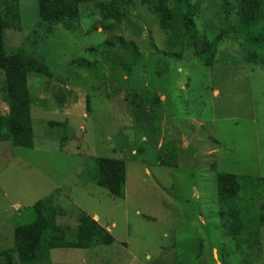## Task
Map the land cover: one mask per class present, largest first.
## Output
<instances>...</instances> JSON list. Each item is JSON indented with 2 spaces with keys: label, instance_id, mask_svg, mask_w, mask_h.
<instances>
[{
  "label": "rangeland",
  "instance_id": "rangeland-1",
  "mask_svg": "<svg viewBox=\"0 0 264 264\" xmlns=\"http://www.w3.org/2000/svg\"><path fill=\"white\" fill-rule=\"evenodd\" d=\"M19 4L24 29L7 30V49H20L37 29V43L26 51L52 74L30 80L33 148L0 143V250L13 247L19 216L52 196L64 211L59 226L74 234L81 214L97 216L115 243L55 250L47 264H264V226L258 242L248 235L232 241L217 215L215 182L217 173L264 178L263 57L249 65L242 41L232 34L219 47L227 71L213 80L211 69L204 74L189 60L164 57L159 20L145 7L106 34L98 5H84L73 32L57 26L45 35L38 0ZM118 35L142 46L144 58L131 76L124 69L126 51L113 47L108 62L101 55L107 56L101 46L108 36ZM76 60L84 66L71 67ZM3 79L0 74V89ZM133 92L141 108L127 97ZM7 113L0 91V115ZM95 158L126 163L123 198L95 183L83 185L80 175L95 172ZM164 159L177 166L162 165ZM256 198L264 205V195Z\"/></svg>",
  "mask_w": 264,
  "mask_h": 264
},
{
  "label": "trees",
  "instance_id": "trees-1",
  "mask_svg": "<svg viewBox=\"0 0 264 264\" xmlns=\"http://www.w3.org/2000/svg\"><path fill=\"white\" fill-rule=\"evenodd\" d=\"M19 2L20 0H4V11L0 12V74L4 77L0 91L8 107V113L0 115V143H9L15 148L31 149L34 146L32 117L34 99L30 80L51 77L52 71L46 62L26 51L30 44L37 43V29H32L25 37L20 49L10 51L7 49V30L22 33L24 29ZM137 2L138 0H38L40 25L43 29L44 26L48 28H45L47 29L45 35L50 34L57 26L73 32L75 24L81 18L82 6L96 3L99 22L107 34L117 32L125 20L136 14L138 7H145L159 20V27L166 39L164 57L168 59L189 60L192 65H196L195 69H202L204 74L206 69H211L210 77L212 76L214 80L220 73H224L221 71H227V66L218 59L219 47L226 38L234 34L242 41L241 46L248 52L246 59L249 65H258L259 55L263 57L260 64L264 65V0ZM131 20L142 29L138 18ZM219 21L222 28L215 27ZM101 47L106 51V57L104 52L101 53L106 62L111 51L114 52L113 47L126 51L124 69L129 76L141 65L144 58L142 46L138 42L127 41L119 35L116 38L108 36ZM83 66L80 60L71 63V67L75 69ZM96 66L97 64H87L88 68ZM168 71L162 70L160 75H166ZM239 73L240 71L238 75ZM204 85L207 92H213L206 83ZM190 87L192 85L189 79L186 88ZM211 96L214 98L213 93ZM127 97L136 103L137 108L142 107V102L137 100L138 93L133 92ZM154 101L157 105L164 104L160 98H155ZM164 146L165 144L161 146L163 151L167 150ZM137 152L143 154L144 150L139 149ZM93 161L95 172L92 174L85 170L80 175L84 180L83 185L95 183L113 196L123 198L127 181L126 163L110 158H95ZM161 164L169 163L164 159ZM169 166L175 167L177 162ZM215 182L217 215L224 223L229 238L239 242L248 235V241L258 242L260 229L264 226V215L261 214L264 212V205L260 206V201L256 197L264 195V178L217 173ZM63 216L64 211L55 204L52 196L25 210L19 216L22 223L16 224L14 229L13 247L0 250L2 264H47L50 262L51 252L55 250H88L115 243L114 238L86 214H81L74 234H71V230L58 225V218Z\"/></svg>",
  "mask_w": 264,
  "mask_h": 264
},
{
  "label": "crops",
  "instance_id": "crops-1",
  "mask_svg": "<svg viewBox=\"0 0 264 264\" xmlns=\"http://www.w3.org/2000/svg\"><path fill=\"white\" fill-rule=\"evenodd\" d=\"M216 94L218 95L219 93L216 92ZM94 219H95V221L99 220L97 216H95Z\"/></svg>",
  "mask_w": 264,
  "mask_h": 264
}]
</instances>
